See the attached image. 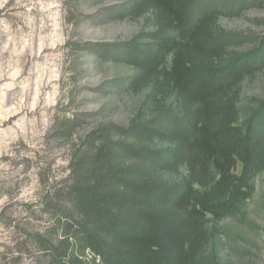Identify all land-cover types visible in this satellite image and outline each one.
<instances>
[{
	"label": "trees",
	"instance_id": "trees-1",
	"mask_svg": "<svg viewBox=\"0 0 264 264\" xmlns=\"http://www.w3.org/2000/svg\"><path fill=\"white\" fill-rule=\"evenodd\" d=\"M226 1L125 7L149 13L152 30L123 48L138 67L130 87L149 90L128 126L104 128L73 158L68 198L34 234L52 264H222L218 225L243 213L264 172V101L242 102L244 80L264 68V36L239 50L255 36L219 21L259 0Z\"/></svg>",
	"mask_w": 264,
	"mask_h": 264
},
{
	"label": "rangeland",
	"instance_id": "rangeland-1",
	"mask_svg": "<svg viewBox=\"0 0 264 264\" xmlns=\"http://www.w3.org/2000/svg\"><path fill=\"white\" fill-rule=\"evenodd\" d=\"M130 1L0 0V264H52L34 234L68 198L61 189L73 158L104 128L128 126L148 93L129 85L138 67L123 48L152 30L149 13L126 15ZM208 5L199 2L193 17ZM219 21L255 36L238 48L253 49L264 36V0ZM242 100L264 101V68L244 80ZM254 185L243 213L218 225L222 264H264V172Z\"/></svg>",
	"mask_w": 264,
	"mask_h": 264
}]
</instances>
